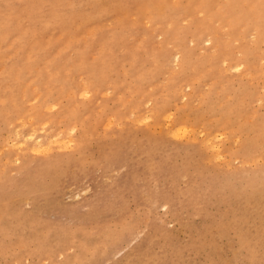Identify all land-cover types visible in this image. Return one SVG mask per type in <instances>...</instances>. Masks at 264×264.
Returning <instances> with one entry per match:
<instances>
[{
	"label": "rangeland",
	"instance_id": "374dc122",
	"mask_svg": "<svg viewBox=\"0 0 264 264\" xmlns=\"http://www.w3.org/2000/svg\"><path fill=\"white\" fill-rule=\"evenodd\" d=\"M0 264H264V0H0Z\"/></svg>",
	"mask_w": 264,
	"mask_h": 264
},
{
	"label": "bare ground",
	"instance_id": "6f19581e",
	"mask_svg": "<svg viewBox=\"0 0 264 264\" xmlns=\"http://www.w3.org/2000/svg\"><path fill=\"white\" fill-rule=\"evenodd\" d=\"M181 130V129H180ZM209 139V138H208ZM14 144V143H13ZM17 145V144H16ZM212 146V145H211ZM215 146V145H214ZM213 147V146H212Z\"/></svg>",
	"mask_w": 264,
	"mask_h": 264
}]
</instances>
